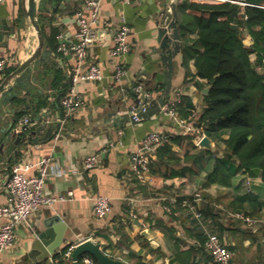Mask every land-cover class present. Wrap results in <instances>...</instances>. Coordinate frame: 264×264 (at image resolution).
<instances>
[{
	"label": "crops",
	"instance_id": "1",
	"mask_svg": "<svg viewBox=\"0 0 264 264\" xmlns=\"http://www.w3.org/2000/svg\"><path fill=\"white\" fill-rule=\"evenodd\" d=\"M165 1L102 0L98 27L108 26L102 31V39L91 47L84 68L89 63H97L105 77L78 82L76 95L80 102L76 112L65 121H62L64 106L58 100L59 86L68 80L70 82L69 77L77 61L72 52L59 50L60 34L65 39L76 38V11L83 6L84 0H58L50 11L39 10L45 35L43 50H48L49 54L45 55V60H36L35 69L25 86L14 90L10 96L0 94V142L5 139V151L0 152V203H6L10 198L8 180L11 167L15 163H27L29 167L25 168V173L31 175L38 171L44 157L50 158L46 192L68 197L43 204L22 222L16 230L14 244L1 253L0 264H74L73 258L67 257L65 252L86 238L100 242L106 253L128 264H182L176 258L168 229L184 241L180 248L183 249L185 243L200 245L196 235L198 229L207 233L214 225L220 226L226 243L235 247L237 264H264L262 172L251 175L241 169L236 174V182L242 181V191L213 182L198 191L201 198L194 201V210L182 208L173 213L172 203L185 192V178H165L152 170L141 178L132 169L131 154L149 132L157 130L164 135L182 132V126L176 119L162 111L139 121L124 119V125L117 121V115L135 105L136 84L142 83L153 97L162 91L159 85L163 83L164 67L155 62L158 57L153 54L152 46L158 44L154 37L155 18ZM123 18L131 26L128 35L131 51L123 57H115L111 54L113 35ZM8 27L9 35L4 34L0 38V56L8 59V66L13 70L39 45L38 32L25 15L22 0L0 1V30ZM53 31H56L55 35ZM252 41V36L245 32L244 42L250 45ZM119 59L129 69L128 76L121 82L112 76ZM192 70H196L194 64ZM13 82L14 79L10 84ZM182 94L193 97L196 103L194 113L197 114L203 107V91L194 80H185L180 52L174 62L169 98L176 99ZM25 114H30L33 119L23 129L20 118ZM37 114L41 116L39 121L47 124L39 131L36 130L39 123ZM49 128H53L52 132ZM11 129L16 135L25 130L27 139L15 143L17 136L14 135L6 140ZM193 131L197 132L194 141L200 149L213 153H208L197 166L201 170L199 178L205 180L209 177L207 166L214 161L212 155L223 156L225 143L205 132ZM205 135L210 137L211 147L200 144ZM227 136L228 133L223 134V137ZM175 148L180 155L184 154L179 145ZM96 153H101L98 162L93 167H85L84 158ZM74 169L78 171L73 172ZM70 190H73V195H69ZM98 193L109 195L112 200L111 211L105 217L95 213V196ZM235 194L257 196L262 200L263 209L251 215L258 222L249 223L233 215L235 211L227 205ZM209 210L218 213L216 220ZM135 219L142 223V227ZM4 220L0 218V225ZM143 229H147L149 234H143ZM58 255H63V262ZM194 256L199 264L217 262L202 249H195L190 258Z\"/></svg>",
	"mask_w": 264,
	"mask_h": 264
},
{
	"label": "trees",
	"instance_id": "2",
	"mask_svg": "<svg viewBox=\"0 0 264 264\" xmlns=\"http://www.w3.org/2000/svg\"><path fill=\"white\" fill-rule=\"evenodd\" d=\"M178 11L185 80H194L201 90L210 85L209 91L203 92V107L197 114L191 95L177 97L178 115L188 118L201 132L223 141L225 147L223 156L212 155L214 161L207 166L209 177L201 180L199 161L213 153L200 149L195 143L197 132L168 134L169 140L157 146L151 170L165 178H185V192L172 203L173 213L185 208L182 204L185 198L194 199L198 191L213 182L242 191V181L236 182V174L241 169L251 175L262 172L264 179V0H179ZM234 23L238 24V29L233 27ZM245 32L253 38L250 45L244 42ZM6 69L10 71L12 67ZM56 85L59 86L58 78ZM159 86L162 90L164 83ZM59 88L58 100L63 105L62 100L70 88L69 80ZM225 133L227 137H223ZM176 145L184 150L183 155L178 153ZM235 161L238 162L235 164ZM227 207L253 216L263 209V202L257 196L235 194ZM209 213L216 220L218 213L211 210ZM214 226L210 229L221 236L220 226ZM168 233L176 258L182 264H199L196 256L190 258L195 249H202L214 258L205 245L207 233L198 229L200 245L185 243L183 249L180 248L184 241L169 229ZM228 246L234 251L233 245ZM86 255L93 258V264H100L91 254L82 255L81 264H89L84 261ZM58 256L63 262V255ZM213 264L221 263L213 261Z\"/></svg>",
	"mask_w": 264,
	"mask_h": 264
},
{
	"label": "built area",
	"instance_id": "3",
	"mask_svg": "<svg viewBox=\"0 0 264 264\" xmlns=\"http://www.w3.org/2000/svg\"><path fill=\"white\" fill-rule=\"evenodd\" d=\"M3 1V0H0ZM102 0H84L83 6L76 11L78 32L75 39H65L60 34L59 50L63 52H72L76 57V64L70 78V88L67 95L63 98L62 103L65 110V116L62 121L72 116L80 102L76 95V85L80 80L93 79L102 80L105 77L102 67L97 63H89L84 68V62L87 59L91 47L98 40L102 39V31L105 30L108 24L103 27H98L101 20ZM131 31V26L124 18L116 27L113 35L114 45L111 49V54L115 57H123L131 51V44L128 40V35ZM8 59L0 56V68L8 66ZM129 74V69L123 60H118L115 63V71L112 74L115 81L121 82ZM136 92H141L142 97H153L152 92L145 89L142 83L134 86ZM162 113L174 117L177 123L182 126V132L200 131V128L190 124L186 118L178 115L175 105V99H170L162 106ZM134 118L139 121L140 118L134 113ZM33 117L30 114H25L20 118L21 125L32 123ZM168 135H164L157 130L149 132L138 147L131 154L132 169L142 178L145 173L151 171V162L156 158L157 146L168 141ZM101 153L89 154L84 158V166L87 168L93 167L99 160ZM29 164L15 163L11 167V174L8 180L9 201L0 203V218H4V222L0 225V256L5 250L9 249L15 242L16 230L18 226L26 221L29 216L38 211L43 204H52L58 199H67L65 194H48L45 190L46 178L49 173L50 158L44 157L39 165L38 171L34 174H26L25 168ZM74 169L73 172H77ZM69 195H73V190L69 191ZM201 198L200 192H197L194 199L185 198L183 206L186 209L194 210V201ZM95 213L99 217L108 215L112 208V200L109 195L98 193L95 196ZM233 215L243 219L249 223L258 222L255 217L246 215L243 212L235 211ZM205 245L213 254L214 259L221 264H237L234 259V251L224 242L222 237L215 231L207 230V239ZM68 249L65 255L72 257V250ZM84 261L93 264V258L86 256Z\"/></svg>",
	"mask_w": 264,
	"mask_h": 264
},
{
	"label": "water",
	"instance_id": "4",
	"mask_svg": "<svg viewBox=\"0 0 264 264\" xmlns=\"http://www.w3.org/2000/svg\"><path fill=\"white\" fill-rule=\"evenodd\" d=\"M58 0H22L24 5V13L27 15L34 27L38 32L39 45L36 50L19 65H17L13 70L8 71L5 68H0V94L4 97L12 95L14 90H19L26 85L27 80L30 78V73L35 69L34 64L38 58L45 60V55L49 54L48 50H43L45 45V35L39 19V10L50 11L53 3H57ZM178 1L179 0H166L163 3V8L159 11V16L155 18L156 20V31L154 37L157 39V45L152 46L153 54L158 58V66L164 67V88L156 97H142L141 92H135V105L130 107L128 111L121 115H117V121L124 125V119L136 121L134 118V113L142 118H148L161 111L162 106L166 103L170 97L172 86H173V71L174 62L176 56L181 52L183 47V39L180 34V28L178 25L179 11H178ZM3 26H1L2 28ZM234 28H239L237 23L233 24ZM8 27L6 30H0V38L5 35H9ZM41 56V57H40ZM157 74V71L154 75ZM14 79V82H10ZM10 84V85H9ZM210 89V85L205 86L202 91L207 93ZM40 114L36 115V119L39 121ZM108 120V119H106ZM116 121V122H117ZM12 124V123H11ZM47 126L46 123L39 121L36 126V130L39 131ZM23 129L25 125H22ZM6 130V129H4ZM49 132H52L53 128H49ZM16 135L14 129L7 132L6 140H10ZM15 143L20 141H25L27 139V132L25 130L21 131L16 135ZM4 143L5 139L0 142V152L4 153ZM200 144L202 146L211 147V139L208 135H205ZM57 219H61V216L56 215ZM140 227L142 223L135 219ZM142 233L148 235L147 229H143ZM39 241V240H38ZM84 254H91L95 256L100 264H128L120 258H115L104 251L100 242L93 240L92 238H86L78 242L72 250V258L74 264H81L80 258Z\"/></svg>",
	"mask_w": 264,
	"mask_h": 264
},
{
	"label": "rangeland",
	"instance_id": "5",
	"mask_svg": "<svg viewBox=\"0 0 264 264\" xmlns=\"http://www.w3.org/2000/svg\"><path fill=\"white\" fill-rule=\"evenodd\" d=\"M207 1H212V0H207ZM213 1H217V0H213ZM219 1V0H218Z\"/></svg>",
	"mask_w": 264,
	"mask_h": 264
},
{
	"label": "bare ground",
	"instance_id": "6",
	"mask_svg": "<svg viewBox=\"0 0 264 264\" xmlns=\"http://www.w3.org/2000/svg\"><path fill=\"white\" fill-rule=\"evenodd\" d=\"M218 1V0H217ZM221 1V0H220ZM212 2H213V0H212Z\"/></svg>",
	"mask_w": 264,
	"mask_h": 264
}]
</instances>
